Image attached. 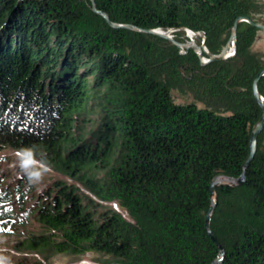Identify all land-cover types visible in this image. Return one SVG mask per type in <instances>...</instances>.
<instances>
[{
  "label": "trees",
  "instance_id": "trees-1",
  "mask_svg": "<svg viewBox=\"0 0 264 264\" xmlns=\"http://www.w3.org/2000/svg\"><path fill=\"white\" fill-rule=\"evenodd\" d=\"M93 1L0 0V160L13 152L36 162L11 187L0 175V233L33 220L37 233L22 234L17 250L114 264H214L218 245L219 264H264V131L245 184L216 189L217 242L206 230L212 181L243 174L262 116L253 94L260 30L240 23L235 56L206 65L141 31L178 29L180 43L184 29L203 32L219 55L237 19L259 22L257 3ZM258 90L264 98V76ZM33 169L53 179L39 195Z\"/></svg>",
  "mask_w": 264,
  "mask_h": 264
},
{
  "label": "rangeland",
  "instance_id": "rangeland-1",
  "mask_svg": "<svg viewBox=\"0 0 264 264\" xmlns=\"http://www.w3.org/2000/svg\"><path fill=\"white\" fill-rule=\"evenodd\" d=\"M255 2L257 3L259 9V13L255 15V18L259 21L257 23L264 25V0H255ZM252 50L253 52L258 53L264 57V31L260 30L257 33V37ZM91 80H93V78ZM173 96L178 102L180 101V98L178 97L176 92L173 93ZM96 112L98 113L96 115H93L94 118L92 119V121L100 123V126H102L101 117L99 116L100 112L99 111ZM92 128H93L92 132H94L96 130V127L93 126ZM7 154H8L7 158H10V160L5 162H3L2 159L0 160V175L5 176V180H7L5 182L6 186L11 187L15 185L16 183L15 181L18 178L20 179L21 177H28L30 170L35 166L36 162L33 161L32 158L27 161V159L24 158V155H15V156L12 155L17 153L10 152ZM33 171L36 172L35 174L36 178H34L35 182H33L32 180V183H37L35 188L36 190L34 193L39 195L40 192L43 193L45 191L46 184L48 181L47 178L49 177L45 173H42L41 175V173H39V171H36L35 169H33ZM53 176L56 175L53 174ZM49 179L51 181L53 180L52 177H50ZM51 181H49V183H51ZM69 182L73 183L72 181ZM30 184L31 183L29 182L28 185L25 186L29 187L31 186ZM33 200L34 199H32L29 202V205L34 204ZM32 221L28 224L26 223L22 225V228H20L16 232L0 233V260L4 261L3 259L8 256L10 257L27 256L29 258L35 259V261L39 262V264H114V260L111 259L110 257L91 254V253L63 254V253H48L45 251L21 252L17 250L16 245L18 240H20V238L22 237V234L28 233L30 231L32 233L33 232L37 233L38 225L37 223Z\"/></svg>",
  "mask_w": 264,
  "mask_h": 264
},
{
  "label": "water",
  "instance_id": "water-1",
  "mask_svg": "<svg viewBox=\"0 0 264 264\" xmlns=\"http://www.w3.org/2000/svg\"><path fill=\"white\" fill-rule=\"evenodd\" d=\"M91 1L94 5V1L93 0H91ZM94 11L96 13L102 15L105 18L106 22L112 28H123V27H125L121 24H116V23L111 22L106 14L99 12L95 8H94ZM242 22H247L251 26L258 28L259 30L264 31V25L255 22L253 19H251L249 17L237 19L235 22L234 28H233L231 38L229 39L228 43L226 44V46L224 47V49L222 50V52L219 55H211L210 56V58H211L210 62L211 61H222V60L226 59V55L229 52V49H230L232 42H235V45H236L237 29H238L239 24ZM126 28L135 30V27L133 25L126 26ZM141 31L143 33H146V34H157V35L164 37L166 39H170V37L167 34L162 33L158 30H141ZM173 43L178 48L190 49L192 51H202V48L197 46V45L188 46L185 43H180V42H177L175 40H173ZM263 76H264V69L257 75V77L255 78L254 83H253V94H254L255 99L257 100V102L259 103V105L261 107L262 116H261L259 122L257 123V125L255 126L253 133H252V136H251L250 155L244 164L243 174L239 178H232V177L220 175V176L216 177L212 181V184H211V193H212V197H213V203H212V206H211L209 213L207 215V218H206V230L214 242H217V239L211 231V218H212V215L214 213V209H215L216 202H217L216 201V189L218 187H221V186H228L231 188H236V187H240V186L245 184V182H246V171L249 168V166H250V164H251L252 160L254 159L256 152H257L258 137L264 131V98L262 97V95L260 94V92L258 90L259 82ZM218 246H219V249L221 252V257L218 260V262H216L214 264H219L220 262H222V260L224 258L223 248L220 245H218Z\"/></svg>",
  "mask_w": 264,
  "mask_h": 264
},
{
  "label": "built area",
  "instance_id": "built-area-1",
  "mask_svg": "<svg viewBox=\"0 0 264 264\" xmlns=\"http://www.w3.org/2000/svg\"><path fill=\"white\" fill-rule=\"evenodd\" d=\"M158 31L167 34L170 37L171 41H173L174 40V33L176 31H178V29H170L167 32L158 29ZM184 31H185V34H186V37H187V40L184 43L187 44L188 46L197 45V46L201 47L202 51H194V52L199 57L202 65L209 64L210 63V59H211L210 58L211 54H210V52H209V50H208V48L206 46V43H205L206 42L205 34L203 32H194V31H192L190 29H184ZM197 38L200 40L199 44L196 41ZM179 50H180L181 54H186L187 51L190 50V49L179 48ZM235 54H236V45H235V42H232V44L230 46V49H229V52L226 55V59L234 57Z\"/></svg>",
  "mask_w": 264,
  "mask_h": 264
}]
</instances>
